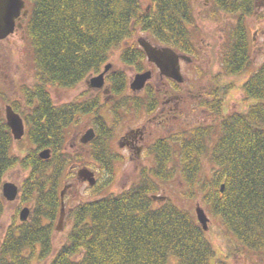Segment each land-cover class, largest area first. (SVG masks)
Instances as JSON below:
<instances>
[{"label": "trees", "instance_id": "1", "mask_svg": "<svg viewBox=\"0 0 264 264\" xmlns=\"http://www.w3.org/2000/svg\"><path fill=\"white\" fill-rule=\"evenodd\" d=\"M211 2L197 14L194 0H28L26 40L35 80L23 91L25 109L20 101L12 103L27 122L25 138L30 145L24 154L14 153L12 132L0 118V217L6 207L2 184L16 166L29 170L21 197L32 204V214L20 220L16 213L6 226L0 264H210L215 247L193 205L177 203L170 195L162 202L153 198L169 182L183 185L184 195L199 198L220 220L233 241L234 254L264 264V59L255 67L246 23L257 7L254 0ZM223 13L236 20L224 28L222 74L212 71L208 79L217 88L212 102L203 103L213 123L173 131L166 148L155 150L154 162L129 187L70 206L66 239L56 248L63 181L71 163L84 160L82 153L65 147L71 126L95 113L88 121L97 132L89 152L102 167L112 168L116 159L112 138L121 122V104H131L124 112L132 113L137 109L133 105L146 100L133 95L114 99L127 87L124 70L112 71L107 78L114 97L111 123L100 113L99 95L60 105L51 89L73 88L101 72L113 51L123 64L145 70L146 53L132 40L139 30L155 42L199 54L195 41L199 20ZM243 73L247 77L241 84V105L224 112L218 101L226 91L223 81ZM145 90H150L149 84ZM45 147L52 148L48 159L39 156ZM217 264L233 263L219 259Z\"/></svg>", "mask_w": 264, "mask_h": 264}, {"label": "rangeland", "instance_id": "2", "mask_svg": "<svg viewBox=\"0 0 264 264\" xmlns=\"http://www.w3.org/2000/svg\"><path fill=\"white\" fill-rule=\"evenodd\" d=\"M197 14H201V12H204V5L209 6L212 2L211 0H194ZM260 2V8L261 11L264 13V0H258ZM27 7H29L28 0ZM147 8L149 7L148 4H146ZM259 11V10H258ZM262 13V14H263ZM223 17H219L216 19L212 18H206L203 17L201 20H199L200 24V32L196 35V44L199 54V58L203 61V66H205V70L209 72V75L212 71L213 73H217L221 70L222 66V60H221V54L219 50V45L217 43H220V41H223L224 37H221L223 31V35L225 33L224 28H228L230 25V22H234L236 20V17L230 15V14H222ZM260 14L255 13L254 16H249L246 18L247 27L249 30V40L250 45L253 49V59L255 63V67L259 65L263 59H264V15L259 16ZM141 35L147 36L150 38L149 34L145 31L139 30L136 35L132 38L133 41H137V38ZM151 39V38H150ZM209 43H215L214 47L213 44L211 46H208ZM6 44V42H5ZM217 44V45H216ZM7 45L11 47V54L14 59L19 58L22 56V61H26L27 63V70H26V78L27 83L32 84L35 80L32 70V56L29 53V45L27 40L23 43H20L18 41V38L15 39V36L9 37V41L7 42ZM17 45L21 46V49L17 48ZM4 49V48H2ZM26 55V57H25ZM119 53L118 51H113L112 56L109 60H107L104 65L111 63L113 64V68L117 71L124 70L126 73L127 78V87L125 88V92L122 94H118L116 98L111 97V99H117L120 100L124 93L126 95H131V87L129 85L130 81L133 79L134 75L136 74V69L134 67H128L124 66L121 60L119 59ZM12 58V59H13ZM13 59V65L15 64ZM199 62V60L194 61V67L187 66L185 69V74L187 77H189L190 80L189 86L193 87L194 89L198 87V83H207L208 79L204 74L203 76H200L196 67V64ZM200 70V69H199ZM95 75V74H94ZM247 77V74L243 73L240 76L237 75H229L228 81H223L226 85V91L223 93L222 99H224V107L222 110L225 109H237L241 105V98H242V88L241 84ZM226 78V77H223ZM199 81V82H198ZM201 84V83H200ZM106 86H109V83L106 82ZM102 88V87H101ZM52 95L54 99H56L57 103H61L63 101H69L70 99H73L75 97L79 96V100H83V97L80 95L85 90H100V88H91L89 85L83 81L80 82L77 86L73 88H52ZM196 92L197 90H193ZM217 93V91H214ZM16 92H11V96L13 98ZM18 96V94H16ZM106 94H102V99L104 100ZM110 100V99H109ZM108 101L109 108L112 107L113 101ZM191 102L194 103L193 106L191 105ZM200 103V101L196 102L193 98H191L190 101H188L185 104L184 108L187 111L192 113L190 120L194 123L198 117L200 119L207 118V123H213V118L207 112L201 111L196 104ZM203 104V103H202ZM196 106L195 110L194 107ZM201 107V106H200ZM106 113V116L108 118V121H113V115L112 113H108L107 110H104ZM137 111H134L132 115H129L128 120H125L120 126L118 125L115 130V136L112 138V146H114V151H119L120 146H118V141L120 138V135L125 131L126 125L130 123L132 126H136L140 121L139 118L136 115ZM91 116H84L80 119V124L77 126H71L68 134V138L66 139V148L69 151H72L74 153L80 154L82 153L84 160L82 163L78 164L76 162L71 163V165L68 167L67 171L68 173L65 175V179L63 183L65 185L70 184V189L65 192V208L66 210L74 205L75 203L79 202L80 200H87V199H94L96 197L103 196L105 194L111 193V192H118L122 189H125L132 185L139 177V174L143 170L145 166H149L154 162L155 156H147L144 159L136 160V159H130L127 157H124V159H121L116 153L115 154V162L114 166L111 167H102L93 157H91L89 152V146L88 144L82 145V148L79 147V136H81V133L85 131L90 125L88 124V121ZM189 119H185L184 121L186 123L190 122ZM182 119H178L175 125H172V131H175L177 129L183 128L185 125H188L184 122ZM216 121V117H215ZM209 124V125H210ZM215 124V123H214ZM30 145V142L26 138H22L19 140H15L13 151L16 154H24L25 148ZM144 166H143V165ZM86 165L90 169L95 171L96 175V183L94 185H89L87 181L80 180L78 178V170L83 166ZM28 170L25 168H22L21 166H16L12 169H10L6 175L4 180L13 181L17 184H20L22 182V179L26 176ZM167 189L159 190L156 194L157 195H170L174 198V200L177 203L183 204L184 206L189 205L190 203L193 205V211L195 212V207L198 201H200L199 198L197 199H191L188 198V196L184 195L185 188L183 185H178L173 182H169L165 186ZM63 188V187H62ZM169 188H172V191L170 192ZM170 192V193H168ZM166 199V198H165ZM163 200H161L162 202ZM6 207L3 215L0 217V239L3 237L4 231L6 229V226L13 221L14 216L16 213H19L23 207L26 205L30 206L31 203L27 201H23L22 197L20 196L16 200H5ZM201 203V202H200ZM201 205L205 208L207 211V214L210 218L209 222V229L207 230V235L209 239L213 242L215 247V255L211 258L210 264H217V261L219 259H225L233 264H241L243 261L246 262V264H252L247 259H244L242 257H239V255L234 254L233 249V241L228 237L226 234L224 227L220 220L211 214L205 207L203 203ZM191 208V209H192ZM65 210L63 221L60 229L54 230V246L57 248L60 246L66 239V234L69 228V222L66 220V213ZM58 220H56L57 224ZM232 242V243H231ZM229 259H228V257ZM264 257V256H263ZM34 264H39L38 261H35Z\"/></svg>", "mask_w": 264, "mask_h": 264}, {"label": "flooded vegetation", "instance_id": "3", "mask_svg": "<svg viewBox=\"0 0 264 264\" xmlns=\"http://www.w3.org/2000/svg\"><path fill=\"white\" fill-rule=\"evenodd\" d=\"M254 4L257 7L256 13L262 14L263 12H260L262 9L260 8L261 5L260 2L258 0H254ZM26 9L27 12H25ZM30 12L31 9L30 7H27V2H26V7L22 9L19 16L16 17L14 31L7 37L0 39V118L4 119L7 125L8 122L6 118V107L8 105H12L15 111L18 112L23 117L20 111L21 108L19 106L15 107L12 101H20V103L22 102L21 104L23 105V109H25V104L23 103V101H25V96L23 94V91L27 89V85H28L26 78L27 63L26 61H22V56H20L19 58L16 57V59L13 58L11 54V47L7 45V42L9 41V37L11 36H15V39L18 38V41L20 43H23L25 39H27L26 23L30 16ZM221 32H222L221 37H224L222 30ZM212 44L214 47L215 43H211V44L209 43L208 46H211ZM217 44L219 45V50H221L223 41H220V43ZM17 48L21 49V46L17 45ZM174 49L176 50L177 53H179L180 68L184 76L183 81H178L170 76L162 74L158 66L154 62L149 61L147 56L143 60V63L145 64V69L152 70V76L146 83V85L149 84L150 90H145L146 88L145 87L142 90H131L130 92L131 95H133L137 99L143 98L144 100H146V102L142 105H137L138 107L132 104L134 108H137L135 109V111H137L136 115L139 118L140 122L136 126H132L130 125V123L126 125L125 131L120 135L118 141V146H120L119 151H114L115 148L114 146H112V151L116 153L119 157H121V159L127 157L130 159L141 160L147 157L148 155L150 157L155 156L156 153L155 150L158 148H166V141L170 138V136L173 133L172 125H175L178 119H182L183 121L185 119L190 120L191 118L190 116L192 114L190 112L191 108H189V111H187L185 109L188 108H184V107L185 104L191 100V98L196 100V102L200 101V103L196 104V106H198V108H200L202 112L205 111L207 112V114L210 115V111L207 105L205 106L202 103L207 102V104H210L214 99L212 94L215 93L217 95V93L214 92L217 90V88L216 87L212 88L210 81L209 83L208 81L207 83H202L198 81L199 82L198 87L194 89L193 87L189 86L188 80L190 79L189 77H187V75L184 72L187 66H191L193 68L194 61L199 60V62L196 64L199 75L203 76L202 78H204V74H206L205 76L207 77V79H211L212 78L211 74L209 75V72L205 70V66H203V61L201 58H199V55L192 54L187 51L179 50L176 48ZM12 58L14 59L15 62L14 65ZM123 65L125 67L126 66L134 67V65L131 64L129 65L123 64ZM112 71H115V69L113 68V64L105 74V80L106 82L109 83V86L106 87L104 86L103 88H100V90H85L80 95L81 97H83V99H87L99 95L100 97L99 102L102 105V110L100 113L105 116L106 113L104 110H107L108 113H111L108 101L113 96V93L111 89V82L107 78ZM143 71L145 70L137 71L136 74ZM221 74H222L221 70L218 71L217 73L216 72L214 73V75L216 76H219ZM193 90H197V91L194 92ZM125 91L126 90H123V92ZM11 92L14 93L16 92L18 96L15 94L14 95L15 98H13L11 96ZM146 92L148 93V95H145ZM103 93L106 94L104 100L102 99ZM124 95L126 94L124 93ZM222 96L223 94H220L218 96V101L220 100L221 103L224 105V99H222ZM76 98H79V96L70 99L69 101H63L61 103H57L56 99H54L53 97L54 102L60 105L73 101ZM193 104L194 103L191 102L192 106ZM128 106H131V104L128 105L121 104L122 108L121 111L119 112L121 117V122L119 123V126L125 120H128L129 115L133 114V112L132 113L124 112V110L127 109L125 107ZM196 106L194 107V110ZM90 116H91L90 118H93L95 116V113L93 112V114H90ZM23 119L25 121V125L27 126V122L24 117ZM207 122H208L207 118L200 119L198 117V119L194 123L192 122V120H190V122L188 123L186 122L185 123L188 124V126H194V125H206L208 124ZM49 148L51 149V153H52V148L51 147ZM19 185L21 186L22 189V182Z\"/></svg>", "mask_w": 264, "mask_h": 264}, {"label": "water", "instance_id": "4", "mask_svg": "<svg viewBox=\"0 0 264 264\" xmlns=\"http://www.w3.org/2000/svg\"><path fill=\"white\" fill-rule=\"evenodd\" d=\"M26 7V0H0V39L7 37L14 31L16 17L19 16L22 9ZM27 12V9L25 10ZM138 42L145 49L148 58L150 61H153L160 68L161 73L167 76H170L178 81H183L184 76L181 72L180 63H179V53L176 52L170 46H159L153 44L151 41L141 36L138 38ZM186 57V56H184ZM111 63L105 65L104 70L99 74L92 76L89 79V84L94 88H101L105 84V74L111 67ZM152 70H146L135 74L133 80L131 81V88L133 90H141L146 85V82L151 78ZM6 118L8 125L11 128L14 139L19 140L25 134V123L23 117L14 110L11 105L6 107ZM96 136L95 129L89 127L80 137L81 142L87 143ZM40 156L44 159L51 156V149L45 148L40 151ZM78 178L83 181H87L90 185L96 183L95 172L91 170L88 166H82L78 170ZM224 184H222L221 190H223ZM67 189V186L62 190V209L61 215L59 217V222L57 229L61 228L63 216L65 212V203H64V193ZM3 195L8 200H14L18 197L20 188L13 181H5L2 185ZM196 216L202 228L206 231L209 229L210 218L200 203H197ZM31 215V209L28 206H25L20 211L21 220L27 219Z\"/></svg>", "mask_w": 264, "mask_h": 264}, {"label": "bare ground", "instance_id": "5", "mask_svg": "<svg viewBox=\"0 0 264 264\" xmlns=\"http://www.w3.org/2000/svg\"><path fill=\"white\" fill-rule=\"evenodd\" d=\"M150 6H151V4H150ZM150 6L148 7V10H149ZM89 79H90V78H88V79L85 80V82L88 83V84H89ZM89 85H90V84H89ZM11 132H12V131H11ZM12 135H13V133H12ZM66 144H67V142H66ZM65 146H66V145H65ZM39 156H40V154H39ZM40 157H41V156H40ZM41 158H42V157H41ZM49 158H50V157H49ZM42 159H44V158H42ZM46 159H48V158H46ZM28 172H29V170H28ZM28 172H27L26 176L28 175ZM16 184H17V183H16ZM17 185H18L19 188L21 189V186H20L19 184H17ZM21 190H22V189H21ZM222 191H223V190H222ZM2 195H3V190H2ZM3 197L5 198L4 195H3ZM5 200H8V199L5 198ZM158 201L161 202L160 200H158ZM197 203H200V201H198ZM200 204H201V203H200ZM201 206H202V205H201ZM204 209H205V208H204ZM206 212H207V211H206ZM195 215H196V211H195ZM30 216H31V215H30ZM30 216H29V217H30ZM29 217H28V218H29ZM196 217H197V216H196ZM28 218H27V219H28ZM25 220H26V219H25ZM197 220H198V219H197ZM198 222H199V221H198ZM199 223H200V222H199ZM200 225H201V224H200ZM201 226H202V225H201ZM227 257H228V256H227ZM228 259H229V257H228Z\"/></svg>", "mask_w": 264, "mask_h": 264}]
</instances>
